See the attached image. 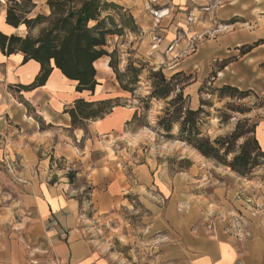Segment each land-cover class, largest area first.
I'll use <instances>...</instances> for the list:
<instances>
[{
    "label": "rangeland",
    "instance_id": "rangeland-1",
    "mask_svg": "<svg viewBox=\"0 0 264 264\" xmlns=\"http://www.w3.org/2000/svg\"><path fill=\"white\" fill-rule=\"evenodd\" d=\"M108 1L128 9L138 29L136 32L127 29L123 35L110 36L106 48L109 52L117 51L115 61L124 81L128 82L132 74L127 71L129 65L141 68L142 72L139 82L131 85L134 90L125 93L115 70L109 65L110 57L103 56L98 62L106 63V66L97 68V77L110 89L116 85L123 90L121 94L127 95L119 100L116 98L115 102L128 104L131 101L142 108L144 114L138 124L143 125L146 137L140 145L133 144L136 150L129 151L127 155L134 160L133 165L140 166L149 159V163L155 166L153 162L156 160L158 166L151 172L153 181L157 182L158 174L168 175L170 180L175 178L182 199L177 200L176 195L164 197L157 190H150L153 194L148 192L146 195L153 202L140 201L137 194L131 193L125 204L117 203L110 209L102 207L99 211L87 208L89 219L85 223L90 228L89 236L103 243L117 264H188L191 260L188 258L189 248L173 218L192 216V234L213 239L225 235L243 250L244 243H250L254 238L253 226L258 225L260 216L264 215V203L256 197L257 193L264 195V151L256 149L254 142L255 125L264 118V43L246 54H242V46L264 39V29L258 25V19L264 25V7L249 6L250 11L224 18V5L233 4L234 0H182L181 3L175 0ZM46 9L48 11L47 6ZM163 10L168 14L162 16L156 25V19ZM42 26L44 24L28 31L36 36ZM238 27L251 31L260 27L261 36L246 44H221L224 33ZM170 33L172 36L168 38ZM204 44H212L210 55L194 61V56ZM160 68L167 77L172 76L177 68H183V72L191 75V82L184 93L188 96L186 104L193 110L203 107L204 112L199 115L201 135L212 141L221 139L225 147L229 145L233 153L229 154L228 160L238 154L242 144L248 140L255 163L251 171L240 175L202 154V161H210L227 172H203L202 168L214 169L203 163L194 168L193 154L186 152V142L179 140L182 118L169 132L173 137L163 135L166 130L155 123L158 116H166L165 107L171 97L159 101L152 99L149 109H143L144 99L152 89L148 80L150 70ZM224 85L248 91V95L222 97L219 89ZM36 118L39 122L38 116ZM84 123H80L81 126ZM118 156L110 151V159L119 161ZM81 167L82 159L69 161L53 154L47 173L51 180L60 178L78 186L74 193L80 201L96 200L97 193L93 195V186L87 176L78 175ZM16 175V170L0 161V205L4 203L3 197L8 200L17 193ZM131 175L135 176L133 172ZM135 179L133 177L132 182L136 187L140 181ZM216 187H222V191H216ZM189 192L194 194L191 195L194 201L189 200ZM154 213H158L156 218ZM156 219L163 221V225L153 227Z\"/></svg>",
    "mask_w": 264,
    "mask_h": 264
},
{
    "label": "crops",
    "instance_id": "crops-1",
    "mask_svg": "<svg viewBox=\"0 0 264 264\" xmlns=\"http://www.w3.org/2000/svg\"><path fill=\"white\" fill-rule=\"evenodd\" d=\"M32 1L35 6L29 16L42 12L41 8L43 12H49V8L46 11L47 0ZM11 2L0 0V31L25 36L28 33L25 24L14 27L6 21ZM249 6L264 7V0H234L233 4L224 5V18L250 11ZM160 16L156 25L162 18ZM258 23L264 29L260 19ZM260 27L252 31L239 27L228 31L221 44L249 43L260 38ZM170 36L171 33L168 38ZM211 48L212 44H204L193 60H201L203 55L208 58ZM23 59L22 52L6 55L0 50V161H5L11 169L16 161L13 170L17 173L15 184L18 188L8 200L3 197L4 203L0 205V264H117L105 245L89 236L90 228L85 223L89 219L87 208L99 211L102 207L110 209L111 205L125 204L131 193L137 194L140 201L153 202L146 195L150 190H157L164 197L176 195L180 201L181 189L176 186V179L170 180L168 175L158 174L157 182L153 181L151 172L158 166L156 160L151 159L155 166L149 163V159L137 166L127 156L129 151L136 150L133 144L140 145L146 137L142 126L135 127L132 123L138 107L131 101L115 106L101 118L85 120L84 128L72 126L66 110L72 108L77 99H121L127 95L120 93V87L113 85L110 89L103 83L94 94L79 92L74 81L58 68H53L45 84L26 89L23 87L35 80L41 65L34 59L25 62ZM98 61L96 68L106 66ZM184 70L177 68L174 72ZM138 112L140 115V110ZM256 138L264 150V118L257 122ZM185 146V151L193 154L194 168L203 163L215 169L202 168L203 172H227L210 161H202V155L194 147ZM110 151L115 157L119 155L120 163L110 159ZM53 154L69 161L82 159V170L78 175L87 176L93 186V195L97 193L96 200L82 202L74 193L78 186L60 178L51 180L47 171ZM133 177L140 181L136 187L133 186ZM218 189L222 191V187L215 188ZM189 194V200L194 201L191 198L194 194ZM256 197L264 203L263 194L257 193ZM263 216H260L259 224L253 226L254 238L250 243H244L243 250L225 235L213 239L192 234V216L174 217L173 220L180 226V234L189 248L188 258L191 260L188 264H264ZM162 225L163 221L154 220L153 227Z\"/></svg>",
    "mask_w": 264,
    "mask_h": 264
},
{
    "label": "trees",
    "instance_id": "trees-1",
    "mask_svg": "<svg viewBox=\"0 0 264 264\" xmlns=\"http://www.w3.org/2000/svg\"><path fill=\"white\" fill-rule=\"evenodd\" d=\"M46 4L49 12H40L33 17L29 16L35 6L32 0H12L7 9L6 21L14 27L25 24L30 30L44 24L36 36H32L29 31L25 36L8 35L0 31V50L4 54L22 52L24 62L34 59L41 65L35 80L23 88L45 84L53 68H58L68 79L76 83L77 91H89L94 94L96 88L102 84L97 77L95 63L103 56H109V65L115 70L122 89L132 92L134 88L131 85L139 82L142 69L129 65L127 71L132 74L128 82L124 81L115 61L117 51L109 52L106 48L110 36L123 35L127 29L137 31L138 25L129 10L121 4L108 0H47ZM261 43H264V39L257 40L251 45H243L242 54H246ZM190 78L191 75L183 71H177L167 77L162 68L151 69L148 80L151 81L152 89L144 99L143 109H149L152 99L159 101L171 97L165 107L166 116H158V122L155 123L166 130L167 133L163 135L173 137L169 132L182 118L180 122L182 135L179 140L194 147L203 156L214 158L230 167L232 171L246 175L255 164L253 151L249 148L250 143L246 140L242 144L241 151L228 160L229 154L233 153L229 145L225 147L221 139L212 141L209 137L201 135L199 115L204 112L203 107L193 110L186 104L188 96H185L184 92L191 82ZM219 91L222 97L235 98L248 95V91H241L231 85H224ZM115 101L116 99L111 98L99 101L80 98L66 112L71 116L72 126L84 128L85 125L80 124L83 121L101 118L111 112L115 106L120 105ZM137 107L132 119L135 127L143 126L138 123L144 113L142 108ZM256 125L254 142L257 144L256 149L262 150L256 138Z\"/></svg>",
    "mask_w": 264,
    "mask_h": 264
},
{
    "label": "bare ground",
    "instance_id": "bare-ground-1",
    "mask_svg": "<svg viewBox=\"0 0 264 264\" xmlns=\"http://www.w3.org/2000/svg\"><path fill=\"white\" fill-rule=\"evenodd\" d=\"M166 14H168V11L167 10H165L164 12H162V16H165ZM161 17V16H160Z\"/></svg>",
    "mask_w": 264,
    "mask_h": 264
},
{
    "label": "built area",
    "instance_id": "built-area-1",
    "mask_svg": "<svg viewBox=\"0 0 264 264\" xmlns=\"http://www.w3.org/2000/svg\"><path fill=\"white\" fill-rule=\"evenodd\" d=\"M156 0H153L152 2H155ZM16 161H13V169H15V165H16V163H15Z\"/></svg>",
    "mask_w": 264,
    "mask_h": 264
}]
</instances>
